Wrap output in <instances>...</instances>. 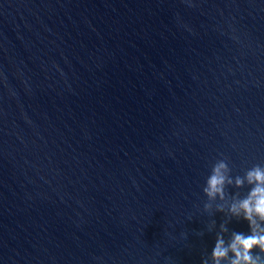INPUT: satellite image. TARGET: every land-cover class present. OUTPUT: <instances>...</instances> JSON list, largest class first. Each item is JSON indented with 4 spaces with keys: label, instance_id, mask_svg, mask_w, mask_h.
I'll return each mask as SVG.
<instances>
[{
    "label": "water",
    "instance_id": "1",
    "mask_svg": "<svg viewBox=\"0 0 264 264\" xmlns=\"http://www.w3.org/2000/svg\"><path fill=\"white\" fill-rule=\"evenodd\" d=\"M256 167L264 0H0V264H231Z\"/></svg>",
    "mask_w": 264,
    "mask_h": 264
},
{
    "label": "clouds",
    "instance_id": "2",
    "mask_svg": "<svg viewBox=\"0 0 264 264\" xmlns=\"http://www.w3.org/2000/svg\"><path fill=\"white\" fill-rule=\"evenodd\" d=\"M226 168L224 163H220L213 170V175L208 180V188L206 192L209 196L216 193H222V186L224 177L221 174V169ZM249 183H255L256 187L249 194L248 199L242 201L239 208L244 213V219L249 222V228L252 234L244 236L243 234H236L233 242L229 248L235 253V259L231 264H260V257L253 256L252 250L259 248L261 253H264V230L258 231L254 217L258 216L261 221H264V170L256 167L247 174ZM238 184L241 182L238 180ZM233 212L239 215V212L233 207ZM222 241L218 240L216 248L214 249L213 256L216 264H219V258L227 255L228 249L222 247Z\"/></svg>",
    "mask_w": 264,
    "mask_h": 264
}]
</instances>
